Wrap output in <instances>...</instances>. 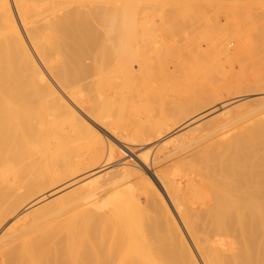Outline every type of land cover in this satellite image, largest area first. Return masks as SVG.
Returning a JSON list of instances; mask_svg holds the SVG:
<instances>
[{"label":"bare ground","instance_id":"obj_1","mask_svg":"<svg viewBox=\"0 0 264 264\" xmlns=\"http://www.w3.org/2000/svg\"><path fill=\"white\" fill-rule=\"evenodd\" d=\"M12 3L0 264H264V0Z\"/></svg>","mask_w":264,"mask_h":264},{"label":"rangeland","instance_id":"obj_2","mask_svg":"<svg viewBox=\"0 0 264 264\" xmlns=\"http://www.w3.org/2000/svg\"><path fill=\"white\" fill-rule=\"evenodd\" d=\"M9 3H10V7H11V10H12V13H13V16H14V19H15V21H16V23L18 24V28L20 29V32L22 33V36L24 37V39H25V36H24V34H23V30H22V28H21V26H20V24H19V21H18V18H17V15H16V12H15V9H14V6H13V3H12V0H9ZM188 30H186V34H188V32H190V31H188ZM175 37V38H174ZM174 38V39H173ZM177 39V40H176ZM170 41H173L174 43V46L175 45H177L176 44V42L178 43L179 41V44L177 45V46H175V47H177V49H178V47L181 49V51L183 52V43L184 42H182L181 41V38H180V36L179 35H174L173 37H172V39H170L169 40V42ZM26 42H27V40H26ZM168 41H166V43H167ZM169 42H168V46L170 45L169 44ZM180 45V46H179ZM179 49V50H180ZM261 54V53H260ZM264 54V52L262 53V55ZM260 56L259 54L258 55H256L255 56V58L256 57H259V58H257V59H261V57H264V55L263 56ZM182 58V56H180V57H176V62L177 61H179V59H181ZM183 58H184V56H183ZM182 58V59H183ZM254 58V57H253ZM153 62L152 63H154L155 61L154 60H152ZM262 62H264V60H263V58H262ZM245 64L246 65H248L247 66V68H245V70H244V72H243V74H244V76H248V74H249V72H250V69H251V66L249 65L250 64V60H249V58H245ZM172 65V66H171ZM169 67H170V71H172V73L174 74V76L175 75H177L176 73H178V72H180V70H178V72H177V69L174 67L173 68V64H171ZM173 68V69H172ZM238 68V69H237ZM175 69V70H174ZM235 69H237L238 70V74H234V70ZM263 71V70H262ZM175 72V73H174ZM229 73V71L227 72V76H231V77H234V75H235V77L236 76H240L241 74H242V72H241V70L239 69V67L237 66V65H235L234 66V68H233V70H232V72H230V74H228ZM237 73V72H236ZM178 76H181V73H180V75L178 74L176 77H178ZM82 117H84L83 115H82ZM84 119L86 120V121H88L87 120V118H85L84 117ZM88 123H89V121H88ZM109 138V137H108ZM167 140H165L164 142H166ZM149 149V147H145L144 148V150L142 151V152H145V151H147ZM166 152V151H165ZM127 156H128V154L127 153H124V154H122V157L120 158V160H126L127 159ZM133 159V163H135L136 162V164H138L139 165V162H137V160H135L134 158H132ZM175 216V215H174ZM176 219H177V217H176ZM196 256H197V254H196ZM198 260H199V258H198ZM200 264H201V262H200Z\"/></svg>","mask_w":264,"mask_h":264}]
</instances>
